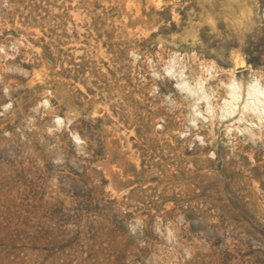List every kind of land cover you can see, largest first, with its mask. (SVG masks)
<instances>
[{
	"label": "rangeland",
	"instance_id": "obj_1",
	"mask_svg": "<svg viewBox=\"0 0 264 264\" xmlns=\"http://www.w3.org/2000/svg\"><path fill=\"white\" fill-rule=\"evenodd\" d=\"M175 54L264 76V0H0V264H264V121L194 136Z\"/></svg>",
	"mask_w": 264,
	"mask_h": 264
},
{
	"label": "bare ground",
	"instance_id": "obj_2",
	"mask_svg": "<svg viewBox=\"0 0 264 264\" xmlns=\"http://www.w3.org/2000/svg\"><path fill=\"white\" fill-rule=\"evenodd\" d=\"M180 64L179 57L175 54L169 58L165 71L173 79L177 90L190 99V104L193 107L191 121L197 127L196 121L202 117L207 123L205 126L210 130V134L205 135L204 131L198 127L196 131H193L194 136L206 139V141L216 139L215 121L224 125L228 137L233 134V131L235 132V129L240 134L249 132L252 137L256 135L254 127L260 126L264 121V79L261 76L237 77L234 72H231L232 78L221 83L224 93H220L218 89L206 86L207 78L202 74L186 76L184 66H179ZM203 71L209 77L214 76L208 68H204ZM247 120L248 124L243 127L241 122H247ZM57 121L61 123L62 118L58 117ZM73 137L74 140H81L76 134H73ZM211 145L212 143L208 142L203 149H210ZM231 164V161L225 160L223 167L227 169Z\"/></svg>",
	"mask_w": 264,
	"mask_h": 264
},
{
	"label": "clouds",
	"instance_id": "obj_3",
	"mask_svg": "<svg viewBox=\"0 0 264 264\" xmlns=\"http://www.w3.org/2000/svg\"><path fill=\"white\" fill-rule=\"evenodd\" d=\"M132 55H133V58H134V59H139V57L136 56L135 53H133ZM220 72H221L222 74H224V70L221 69ZM211 78H212V77H209V79H211ZM224 78H225L226 80L231 79V78H232L231 73H226V74H224ZM261 78L264 79V76H262ZM197 115H199V113H197Z\"/></svg>",
	"mask_w": 264,
	"mask_h": 264
}]
</instances>
